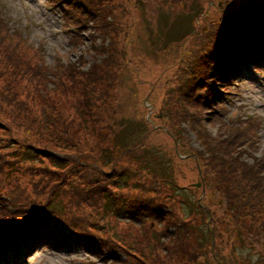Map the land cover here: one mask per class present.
<instances>
[{"label":"rangeland","instance_id":"374dc122","mask_svg":"<svg viewBox=\"0 0 264 264\" xmlns=\"http://www.w3.org/2000/svg\"><path fill=\"white\" fill-rule=\"evenodd\" d=\"M194 1L102 0L99 3L100 13L97 19L84 32L80 43L70 48L66 43L67 37L61 35L58 42H50L48 45L51 47V53L57 58L54 60L53 56H50L47 63L62 72L64 77L62 84L60 85L56 78L52 77L53 79L46 81L48 87L40 96L38 89L41 83L38 85L26 83L25 78L17 85L16 89L20 93L19 99L29 103L30 107L26 111L32 112L28 119H25L21 112L18 114L21 120H13L11 107L5 104L0 106V126H3L0 128V136L3 141L10 140V142H4L6 150L2 152L8 153L4 157L5 162L16 164L18 171L21 169L24 172L22 173L24 181L28 179L30 182L38 175L33 176L35 168L30 169L33 161H26L25 155L23 159L26 160H20L21 150L25 149H21V146L27 140L43 134L36 130V124L32 120L39 121L46 114L54 111L59 120L58 127L62 120H66L61 127L66 132L64 134L60 132L63 139L73 136L74 132H77L78 139L82 138L81 145L76 148L63 147L61 152L92 165L99 164L94 161L92 154H99L100 149L104 152V147H111L116 133L123 126L126 127V123H128L126 128L129 129L130 122H133L132 124L138 122L142 129L139 131V136L135 135V139L142 137L145 145L151 147L152 150L160 151L165 163L169 162L172 165L173 176L167 182H163V178L155 177L145 170H138L134 179L145 185H150L155 181L158 191L130 189V194L140 192L146 199L156 198L165 202L166 206L162 207L161 211L164 213L167 210L164 218L167 228L173 217H183L184 212L187 213L189 208H192L191 203L187 202L188 199L201 202L204 210L201 214L197 213L194 220L196 223L207 220L213 228L211 245L199 255H196L200 251L195 247L198 233L175 240L171 244L165 238L162 244L163 249L157 251L156 264H222L221 261L216 260L219 256H225V259L231 260L233 264H246L247 261L249 264H264L262 257L264 255L261 256V253L264 254V204H257L253 207V218L249 220L246 228L249 240L253 242L250 244L255 246L259 254L257 255L249 253L246 247L240 246L239 235L232 229L233 222L223 213L220 202L234 178L235 181L249 184L254 180L248 179L242 168L231 161L228 155L225 154V157L218 154L216 150L219 148L215 146L217 132L225 130L226 125H230L228 122L225 123V120H229V117L234 120L236 114L246 111L242 105H238L241 102V91L237 95H231L232 103L229 104L228 111L221 115L225 122L213 117L211 111H208L207 116L205 115L206 121L198 120L197 123L190 121V124L185 122L178 127L171 122L176 113L174 111L178 110L188 115L186 120H197L195 109L187 105L186 100L180 99L176 85L179 70L184 68L181 62L195 40L189 35L178 43L170 42L169 38L167 39L170 32L180 31L174 34L180 36L184 33L177 23L179 20L174 21V19L177 14L187 9L191 2L197 3L202 6V11L193 21L192 27L200 30L209 24L217 23L219 14L223 9L229 8L228 3L230 2V0ZM236 1L244 2V0ZM104 45L108 47L107 52L103 50L95 52L91 48L93 46L102 49ZM61 47L66 49H61ZM89 55L95 56L98 61L102 59V56L109 55V58L105 61L106 63H101L102 67L98 71L88 72L86 76V73L81 74V70L85 72L88 70L86 66L92 60ZM68 64L69 67H67ZM262 73L255 72L253 75L249 73V76H252L249 80H239L240 87L245 84V88L255 92L252 101L250 98L247 99V102L253 106L257 105L253 103L255 101L264 103V72ZM2 82L0 79V84ZM54 84H59V90L54 89ZM49 105H52L53 109ZM236 106H241L240 111L235 108ZM259 107L264 113V106ZM80 114L85 120H79L82 119ZM212 117L214 119H211ZM71 122L82 124L84 122V125L78 127L76 124L71 125ZM261 132L263 133L261 145L254 146V149H247L243 155L247 162L252 161L250 155L264 152L263 126ZM12 139H15V142H12ZM134 142L136 141H128V143ZM28 145L30 144H26ZM123 160H121L122 164L130 165L126 161L127 158ZM44 164L48 165V162ZM88 169H93V167ZM217 171L222 172L221 188H219ZM18 175L21 177V174ZM175 186L184 187L190 198L187 196L181 198ZM97 212L95 209H85L83 215L92 218L90 213L94 217ZM186 218L193 220L191 215ZM100 224L109 228L115 227V222L111 220L100 222ZM120 224L127 232L123 234L118 232V235H115L101 228L99 230L102 232L93 231L100 238L111 236L114 241L124 247H134L139 237L132 235L128 230L140 231L139 227L127 226L126 223ZM251 224L255 228L254 231L249 228ZM59 227L61 229H54L51 226L48 231L56 236L66 232L72 251L54 250L37 253L34 256L35 264H67L68 260L73 257L94 258L79 246L78 243L82 240L70 235L69 228L61 222ZM169 229L172 230L173 227L170 226ZM141 233L148 237L149 230L146 224L144 232ZM0 236L9 237V231L0 232ZM89 246L91 250L98 248L96 245ZM232 248H236L234 253Z\"/></svg>","mask_w":264,"mask_h":264},{"label":"trees","instance_id":"16d2710c","mask_svg":"<svg viewBox=\"0 0 264 264\" xmlns=\"http://www.w3.org/2000/svg\"><path fill=\"white\" fill-rule=\"evenodd\" d=\"M98 1L102 2V0ZM232 1V3H230L231 1L228 3L230 7L224 9L218 23L209 24L200 30L192 27L193 21L202 11V6L194 3L195 1L191 2L182 13L177 14L174 19V21L179 20L177 23L182 27L184 33L181 37L180 35H174L180 31H172L167 39L177 41L192 32V38L194 36L195 40L192 48L189 49L188 54L181 62L184 68L179 70L178 81L176 82L178 84L176 85L178 86L180 99L186 100V104L195 109L197 120H186L188 115L181 113L179 110L174 111L176 113H174L171 122L177 127L185 122L206 121L205 118L208 111H210L207 105L218 101L217 93H214L208 82L209 77L207 74L211 62L215 63L226 76H229L234 72V62L255 55L264 48V0ZM91 5H94L93 2H91ZM95 11L96 15H93V22L100 13V4ZM10 38L9 33L0 30V55L7 57V62H13L10 66L4 64L8 69H0V79L3 81L0 84V106L5 104L11 107L13 120H21L18 115L21 112L24 114V118L28 119L32 112L26 111L30 107L29 103L19 99L20 93L16 89L17 85L25 78L26 83L30 82L37 85L41 83L42 85L38 89V95L40 96L41 93L44 94L48 82L44 81L38 74L35 65L30 64L22 57L18 42H10ZM101 50L107 52L108 47L104 45ZM108 58L109 55L102 58L100 63L93 62L86 72L81 70V74L86 73L87 76L88 72L95 73L102 67L101 63H106L105 61ZM0 62L2 61L0 60ZM68 76L71 77V75ZM55 78L61 85L64 77L60 70ZM59 84H54L55 90H59ZM51 109H53L52 106ZM211 113L213 117L217 118L214 111ZM80 116L82 120H85L83 115L80 114ZM213 117L211 119H214ZM58 121L56 119H44L43 129L49 131L52 138H55L54 130ZM132 123H129V129L126 128L128 125L126 123V127L123 126L118 130L111 147H104V152L100 149L99 154H92L94 161L99 163L93 164L94 166L91 163L82 162L75 156L57 152L58 147L54 148L55 150L50 149L42 137H33L27 140L22 145L28 155L33 154L37 158V161H33V168H35L34 176H38L30 182V185L34 188L30 189L32 191L25 193L23 189L15 187L25 195L22 201L23 204L38 196V201L42 203V207L48 208L61 220L73 226L75 230L83 231L88 241L99 242L103 247H106L107 254L111 256L113 261L111 263L113 264H131V261H134V264H156L157 251L163 249L162 244L165 242V238L171 244L173 241L188 237L193 233H198L195 247L200 252L196 255L201 254L211 245L213 229L207 220L202 223H196V220H194L196 214H201V211L204 210L201 202L198 203L196 200L188 199L187 202L191 203L192 208H189L187 213L184 212L183 217H173L167 228L164 223L167 210L164 213L160 211L162 207L166 206L165 202L156 198L146 199L140 192L129 194L130 189L136 191L154 189L158 191L155 181L150 185H145L134 179L135 175L138 174V170H145L155 177L163 178V182H167L173 176L172 165L169 162L165 163L163 154L160 151L152 150L151 147L145 145L142 142L144 140L142 137L135 139V135L139 136L142 127L138 122ZM72 124L81 127L84 122L83 124L81 122H71ZM63 125L64 122H60V129ZM0 128H3V126H0ZM38 129L40 130L41 127L39 126ZM64 132L66 130L61 129V133L64 134ZM244 135L245 131L239 126L226 125L225 130L217 132L215 146L219 150H216V152L222 156L228 155L231 161L242 168L248 179L255 180L249 184L235 181L234 178L224 193L226 195L220 202L223 213L233 222L232 229L239 235L240 246L246 247L249 253L259 255L255 246L252 245L253 242L249 240L250 237L246 228L249 225V220L253 218V207L257 204H264V158L250 155L252 161L247 162L245 160L243 155L247 147L244 145L247 143ZM49 140L47 139V142ZM61 140L64 141L65 146L76 148L81 145L82 138L78 139L77 132H74L73 138L68 137ZM131 140L136 142L128 143ZM51 142L58 146L56 139L51 140ZM2 143L3 140L0 136V145ZM26 144L30 145L26 146ZM124 158L128 159L126 161L130 165L122 164ZM121 160H123L122 163ZM46 162H48V165L44 164ZM91 167L93 169H88ZM221 175L222 172L217 171L219 188H221ZM175 189L181 198L184 196L189 197L184 187L175 186ZM180 208H182L181 205ZM85 209L101 211L102 217L107 216L108 211H113L114 213L109 215H113L115 218L119 214H125L129 222L138 225L141 232H144L145 224L147 228L149 227V220L154 222L155 227L152 228L153 230L149 229L148 237L142 235L138 239L135 244L138 250L134 252L131 248L123 249L109 239L100 238L93 231L102 232L99 230V224L94 222L91 213L90 216L93 220L83 215ZM189 215L192 216L195 222L191 218H186ZM32 216L31 213L26 212L24 217L26 220H30ZM92 223L93 226L90 225ZM170 226L173 227L172 230L169 229ZM249 228L252 231L255 229L252 224ZM115 234L117 235V232ZM235 249L232 248L233 253ZM169 251L171 252L170 249ZM165 252L167 253V250ZM122 253L127 254L130 259L129 262L121 260ZM262 255L264 254L261 253ZM262 257L264 258V256ZM216 260L221 261L222 264H233L231 260H226L225 256H219ZM248 262L246 264H249Z\"/></svg>","mask_w":264,"mask_h":264}]
</instances>
